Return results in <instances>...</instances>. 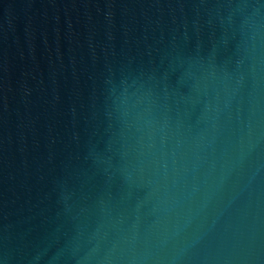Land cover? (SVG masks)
Wrapping results in <instances>:
<instances>
[{"label": "water", "instance_id": "95a60500", "mask_svg": "<svg viewBox=\"0 0 264 264\" xmlns=\"http://www.w3.org/2000/svg\"><path fill=\"white\" fill-rule=\"evenodd\" d=\"M0 264H264V0H0Z\"/></svg>", "mask_w": 264, "mask_h": 264}]
</instances>
